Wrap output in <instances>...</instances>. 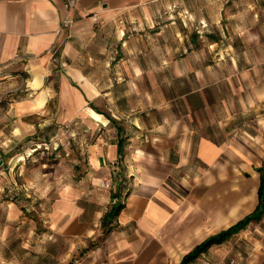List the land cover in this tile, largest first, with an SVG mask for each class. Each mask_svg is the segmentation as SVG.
Listing matches in <instances>:
<instances>
[{"label": "crops", "instance_id": "0c3cea01", "mask_svg": "<svg viewBox=\"0 0 264 264\" xmlns=\"http://www.w3.org/2000/svg\"><path fill=\"white\" fill-rule=\"evenodd\" d=\"M263 61L264 0H0V264H177L253 212ZM189 264H264V216Z\"/></svg>", "mask_w": 264, "mask_h": 264}, {"label": "trees", "instance_id": "16d2710c", "mask_svg": "<svg viewBox=\"0 0 264 264\" xmlns=\"http://www.w3.org/2000/svg\"><path fill=\"white\" fill-rule=\"evenodd\" d=\"M260 172V185L258 188V204L253 212L246 215L243 219L239 220L229 228L224 229L217 234H214L202 243L194 247L189 253H187L177 264H189L198 258L202 253L208 251V249L214 244H221L232 237L235 233L245 229L247 225L253 221H259L264 216V160L262 166L259 168ZM124 207L123 203H113L109 210L103 216L102 226L106 227L112 223V221L119 215L120 211Z\"/></svg>", "mask_w": 264, "mask_h": 264}, {"label": "rangeland", "instance_id": "374dc122", "mask_svg": "<svg viewBox=\"0 0 264 264\" xmlns=\"http://www.w3.org/2000/svg\"><path fill=\"white\" fill-rule=\"evenodd\" d=\"M185 15L187 16L188 14H184L182 13L181 15L177 13V18H181L180 20L182 21V19L185 17ZM181 16V17H180ZM133 21V19H129V22ZM124 23H127L126 20H123ZM185 20L183 19L182 24L184 25ZM188 27H191L188 23L187 25ZM194 28V26H193ZM263 63V67H264V61ZM53 131V130H52ZM70 131L71 132H75V140H73L71 142V144L68 145L69 148L71 149H77L81 146V144L78 142L76 136H79V129H77L76 125L70 126ZM67 126H61V125H56L55 126V132H53V137L51 138L50 141H42V140H38V142H34L33 144H31V147L34 150H37L35 154H40V156L38 157H34V159L31 158H27L26 164L24 169L21 171L22 175H21V180H24V178H28L30 176L32 177H36L37 174L40 175V173L44 170L41 169L40 167V161L43 160V158H41V152L46 150L49 152H55V149H57L59 152V154L63 153V149L67 147L66 145V139H67ZM45 158V157H44ZM60 157H57L55 159H51V164L48 165V170H52L54 168V166L56 165V162L58 161ZM46 169V170H47ZM38 175V179H40Z\"/></svg>", "mask_w": 264, "mask_h": 264}, {"label": "built area", "instance_id": "2783aa9c", "mask_svg": "<svg viewBox=\"0 0 264 264\" xmlns=\"http://www.w3.org/2000/svg\"><path fill=\"white\" fill-rule=\"evenodd\" d=\"M78 0H64V4H65V8L68 11H71L72 9L75 8V6L77 5ZM67 21H69L67 18L63 19V24L67 23ZM61 28H59L58 33H61ZM101 186L105 187V188H110L111 187V182L109 180H104L101 182Z\"/></svg>", "mask_w": 264, "mask_h": 264}, {"label": "bare ground", "instance_id": "6f19581e", "mask_svg": "<svg viewBox=\"0 0 264 264\" xmlns=\"http://www.w3.org/2000/svg\"><path fill=\"white\" fill-rule=\"evenodd\" d=\"M95 116H97L95 113H94Z\"/></svg>", "mask_w": 264, "mask_h": 264}]
</instances>
